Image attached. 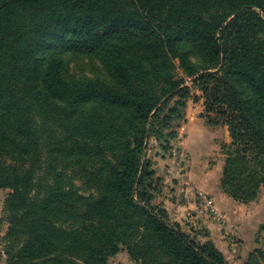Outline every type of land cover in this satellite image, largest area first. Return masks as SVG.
Segmentation results:
<instances>
[{
    "label": "trees",
    "instance_id": "obj_1",
    "mask_svg": "<svg viewBox=\"0 0 264 264\" xmlns=\"http://www.w3.org/2000/svg\"><path fill=\"white\" fill-rule=\"evenodd\" d=\"M65 53L97 58L116 87L67 83ZM176 60L206 113L225 108L227 121L213 122L231 140L220 191L254 202L264 186V0H0L7 264H108L121 249L133 264H228L155 203L143 149L151 121L167 131L184 119L191 89L171 75ZM244 264H264V252Z\"/></svg>",
    "mask_w": 264,
    "mask_h": 264
},
{
    "label": "rangeland",
    "instance_id": "obj_2",
    "mask_svg": "<svg viewBox=\"0 0 264 264\" xmlns=\"http://www.w3.org/2000/svg\"><path fill=\"white\" fill-rule=\"evenodd\" d=\"M195 56L196 55L189 53L187 57L190 63L199 66L200 61ZM62 75H63V79L70 84L95 82L112 88L116 87L115 82L112 80V78L106 71L103 64L97 58L88 55L65 53L62 56ZM171 75L181 78L184 82V86H186L187 88L190 87L191 89L189 90L187 97L184 100L185 105L182 110L184 119L182 121H177L171 124L170 128L167 131L162 130L161 125L158 124V121H151L149 127V136L146 143V147L143 149V155L145 160L153 168V165L155 164L154 162L155 159L160 158V160H168L171 163V159H169V152L172 149H176L184 152L185 155L187 156V162L184 167V170L182 172L175 171V173L178 175L180 180H183L184 178L188 180L189 173L191 172L193 164L199 165L202 169V172L208 173L211 172L217 166L218 160L224 163L225 148L229 146L231 140L227 129L228 132L227 135L229 137V140L226 143H224L223 141L224 140L223 136H225V132H223V127L226 126L224 125L217 126L213 124V122L215 121H219V123L223 121H227V116H225L224 114L222 116L221 114L223 113V111H225V108L223 106H213L212 108L215 111L206 113L205 107L203 105L201 88H199V86L194 87L192 85V81L195 78L187 79L183 77V74L179 69V62L177 60L174 62V68L171 71ZM199 75H203V74L200 73ZM208 99L209 100L207 103L210 106L212 103L210 95L208 96ZM170 105H172V103H170ZM196 118L199 119L198 121H201L200 123L204 129L215 130V128H217V130H219L216 135L209 132L213 136L209 135V138L205 139L206 152L204 153L205 150L202 151L201 153L202 155L200 154L201 155L200 158L197 157L198 156L197 153H200L201 147L205 146L204 142L202 141L201 143L200 142L198 143L196 141L198 140L196 137L194 138L195 142H190V137H189V142L186 143V139L188 137L186 123L187 121L196 120ZM170 131H173L174 134L176 135L174 139L173 138L170 139L168 137V133ZM159 132L163 133L162 137H159ZM199 132L202 136L206 137L205 136L206 132H204V134L201 131ZM187 146H189L192 152L191 151L190 153L188 152V150L186 149ZM184 183L186 184V186L184 187L187 188L188 187L187 182L185 181ZM158 187H159V183L157 184V188ZM8 195H9V191L0 190V264H7V258L5 256V247H6L5 234L7 232L8 225L6 224L5 221L3 208H4V202ZM237 204L238 207H241L243 210L247 211V213H250L251 216L254 219H256L257 222L263 221L264 220V186L261 188L260 193L254 202L248 204H240V203ZM221 214L223 215V213ZM206 217H207L206 219L212 221L216 226L221 228V230H226L229 226V223L227 222L225 217H224V223H218L213 218H210L208 216ZM169 220L172 223H175L170 218ZM263 225H261L258 229V233H257L258 240L256 242L259 241L258 243L264 245V231H260ZM181 227L185 232L189 233L192 237H194V239L197 240L199 244H203L206 241H210L212 243L207 231L204 230L203 228L201 229L192 225H188L187 228L186 226H181ZM228 241H229V245L231 244V246L234 245L236 246L230 248V253H231L230 255L232 257L229 258L228 261L231 262V264L238 263L237 261L236 262L233 261L236 260L237 256H239L238 254L240 252L238 251V249L240 248V245H242V242L235 235L229 236ZM258 251L264 252V250L262 249H258ZM125 254H126L125 250L121 249L120 253L117 256H115L114 258H110L108 260V264H129V262L125 259ZM242 254L245 255V253ZM247 259L245 260V262L247 261Z\"/></svg>",
    "mask_w": 264,
    "mask_h": 264
},
{
    "label": "crops",
    "instance_id": "obj_3",
    "mask_svg": "<svg viewBox=\"0 0 264 264\" xmlns=\"http://www.w3.org/2000/svg\"><path fill=\"white\" fill-rule=\"evenodd\" d=\"M198 120L199 119L196 118V120L187 121L186 127L188 137L186 143L189 142V137L190 142H195V137L198 139L196 140L198 143H201L202 141L204 142L205 146L201 147L200 153H197V157L200 158L202 151L206 148L205 139H208L211 133L216 135L219 130H217V128H215V130H206L201 125V121ZM199 131L203 132V134L206 132V137L202 136ZM223 132H225L223 141L226 143L229 140L226 127H223ZM186 149L189 153L190 151L192 152L189 146H187ZM205 152L206 150L204 153ZM154 162L153 170L155 172V177L159 179L160 191L155 199V203L161 205L172 221L180 226H186V228L188 225H192L206 230L212 243L230 264L231 262L228 261V259L232 257L230 255V248L236 246L229 245V236L235 235L242 242V245H240V248L238 249L240 252L238 254L239 256L234 255L237 256V258L233 262L237 261L238 263L234 264H243L255 250H264V245L258 243L259 241L256 242L258 240V229L264 224V220L257 222L250 213H247V211L238 207L237 203L225 196L219 189V181L224 164L222 161L218 160L217 166L208 173L202 172L199 165L193 164L188 180L185 178L180 180L177 174H169L168 169L170 168L171 163L168 160H160L159 158L155 159ZM185 181L188 184L187 188L184 187L186 186L184 183ZM199 196L212 199L216 209L220 213H223V217H225L229 223L226 230H221V228L216 226L212 221L206 219V215L203 213L200 214L202 209L198 201ZM242 253H245V255ZM125 259L129 264H133L126 254Z\"/></svg>",
    "mask_w": 264,
    "mask_h": 264
},
{
    "label": "built area",
    "instance_id": "obj_4",
    "mask_svg": "<svg viewBox=\"0 0 264 264\" xmlns=\"http://www.w3.org/2000/svg\"><path fill=\"white\" fill-rule=\"evenodd\" d=\"M169 159H171V166L168 169L169 174H176L175 171L182 172L187 162V156L184 152L172 149L169 152ZM180 175V173H179ZM198 201L200 203L202 211L200 214H204L210 218H213L218 223H224L223 215L216 209L212 199L208 197L199 196Z\"/></svg>",
    "mask_w": 264,
    "mask_h": 264
}]
</instances>
